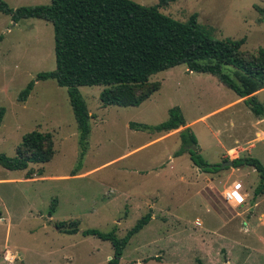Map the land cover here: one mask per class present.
I'll use <instances>...</instances> for the list:
<instances>
[{"label": "rangeland", "instance_id": "rangeland-1", "mask_svg": "<svg viewBox=\"0 0 264 264\" xmlns=\"http://www.w3.org/2000/svg\"><path fill=\"white\" fill-rule=\"evenodd\" d=\"M5 1L18 7L50 0ZM134 1L150 6L159 0ZM160 11L181 21L195 13L212 37L242 39L245 54L264 48V0H174ZM54 66L51 23L38 18L13 22L0 12V106L5 108L0 152L14 156L22 135L35 129L49 132L54 148L49 161L24 170L0 165V264H109L110 243L83 236L82 230L115 229L122 236L149 210L151 220L128 241L119 264H197V259L264 264V194L253 199L257 172L228 166L217 174L204 173L176 161L170 173L182 128L164 135L129 127L131 122L157 125L167 119L170 107L178 106L196 135V151L208 162L251 155L264 165V118H255L213 75L181 64L152 74L143 90L160 86L139 106H104L99 99L103 86H80L91 114L81 156L65 87L38 80L25 101L17 100L37 73ZM257 97L264 100V89ZM182 155L189 162L188 151ZM234 181L247 193L241 204H235L240 198H224ZM76 219V233L54 227V222Z\"/></svg>", "mask_w": 264, "mask_h": 264}, {"label": "trees", "instance_id": "trees-1", "mask_svg": "<svg viewBox=\"0 0 264 264\" xmlns=\"http://www.w3.org/2000/svg\"><path fill=\"white\" fill-rule=\"evenodd\" d=\"M174 0H159L155 5H143L134 0H50L47 4L11 7L0 0V12L13 22L38 18L51 23L53 28L55 66L42 71L19 92L17 100L25 101L38 80L52 79L65 87L78 128L80 155L86 151L91 114L83 99L80 86H103L99 93L102 105L120 107L139 106L157 90L160 83L149 90L150 76L171 67L184 64L189 71L213 75L223 86L243 98V103L255 116L264 118V100L257 92L264 89V48L245 54L240 47L243 40L212 37L191 14L185 21L160 11V7ZM5 108L0 106V124ZM185 125L178 106L168 109L166 120L154 126L131 122L136 130L153 129L169 132ZM181 147L174 156L182 154L184 145L197 143L190 127L179 131ZM53 141L49 132L31 130L22 135L14 156L0 152V165L9 170H24L29 164L44 163L53 155ZM191 162L200 171L216 173L223 168L208 162L197 151L187 150ZM232 167L250 166L259 176L253 189V199L264 194V165L251 155L231 160ZM57 198L51 200L49 214L55 211ZM149 210L117 236L115 229L82 230L83 236H94L108 241L112 247L109 264H119L131 237L150 220ZM79 220L54 222L63 233H76ZM197 264H203L197 259Z\"/></svg>", "mask_w": 264, "mask_h": 264}, {"label": "crops", "instance_id": "crops-1", "mask_svg": "<svg viewBox=\"0 0 264 264\" xmlns=\"http://www.w3.org/2000/svg\"><path fill=\"white\" fill-rule=\"evenodd\" d=\"M258 92H259V91H258ZM258 92H257V93H258ZM257 93H256V94H257ZM237 97H238V96H237ZM238 98L241 99V100L243 101V98H240V97H238ZM188 125H190V124H189L188 122L185 121V125L182 126V127H179V128L184 129L185 127H189ZM161 133H164V135L168 134L167 132H161ZM194 134H195V133H194ZM195 136H196V135H195ZM179 139H180V137H179ZM180 142H181V140H180ZM196 144H197V143H196ZM187 157H188V156H187ZM188 158H189V157H188ZM175 159H177V160H175ZM182 159H183V155H182V154H180V155H178V156H172V157H170V159H169V163H168V164H170V165H169V168H168L167 171L175 170V169H176L173 165H171L172 163H175L176 161H177L178 163L180 162L181 164H186V166H187V164H189V163H190V165L195 166V165L191 162L190 158H189V162H188V161H187V162H186V161L183 162ZM189 167H190V166L187 167V170L189 169ZM195 167H196V166H195ZM196 168H197V167H196ZM239 168H241V167H239ZM160 169H162V168H160ZM164 169H166V168H164ZM197 169H198V168H197ZM198 170H199V172H202V171H200V169H198ZM218 172H219V171H218ZM218 172H216V173H212V174H217ZM170 173H173V171H170ZM204 173H205V172H204ZM169 175H173V174H168V176H169ZM215 176H216V175H215ZM176 177L179 178V179L182 180V181L185 179V178H183L182 175H180V176L177 175ZM168 178H169V177H168ZM168 181H169V180H168ZM235 182H239V181H234L233 184H235ZM233 184H232V185H233ZM239 184H241V182H239ZM232 185L229 186L228 188L230 189V188L232 187ZM241 186H242V185H241ZM227 190H228V189H227ZM242 195H243L244 198L247 197V193H242ZM262 195H263V194H262ZM262 195H260V196H262ZM260 196H258V197H260ZM258 197H256V198H258ZM256 198H255V199H256ZM258 200H260V198H259ZM258 202H259V201H255V202H254V206L257 205ZM260 214L263 215L262 212H261ZM259 238H260V237H259Z\"/></svg>", "mask_w": 264, "mask_h": 264}, {"label": "built area", "instance_id": "built-area-1", "mask_svg": "<svg viewBox=\"0 0 264 264\" xmlns=\"http://www.w3.org/2000/svg\"><path fill=\"white\" fill-rule=\"evenodd\" d=\"M241 186L238 183H235L232 185V187L224 192V198L225 200L231 202L235 200H239L238 203L235 202V204H241L244 202V197L242 193L240 192Z\"/></svg>", "mask_w": 264, "mask_h": 264}, {"label": "water", "instance_id": "water-1", "mask_svg": "<svg viewBox=\"0 0 264 264\" xmlns=\"http://www.w3.org/2000/svg\"><path fill=\"white\" fill-rule=\"evenodd\" d=\"M184 149L191 150V151H196L197 146L196 143H191L190 145H184ZM221 167L225 166H232V161L231 160H226L220 163Z\"/></svg>", "mask_w": 264, "mask_h": 264}]
</instances>
